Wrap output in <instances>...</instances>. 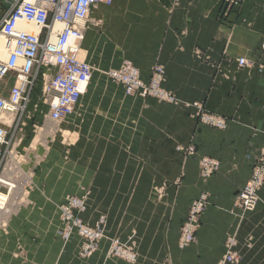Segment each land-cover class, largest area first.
Instances as JSON below:
<instances>
[{
    "label": "crops",
    "instance_id": "1",
    "mask_svg": "<svg viewBox=\"0 0 264 264\" xmlns=\"http://www.w3.org/2000/svg\"><path fill=\"white\" fill-rule=\"evenodd\" d=\"M111 1L91 12L99 23L84 34L86 61L99 70L70 115V161L56 154L53 166L36 172L25 187L30 207L46 214L66 195L88 191L85 221L105 215L109 235L137 229L134 264H217L228 237L237 242L236 264H264V184L253 211L233 209L264 143V0ZM239 58L252 66L239 67ZM124 60L144 80L161 65L162 86L176 103L126 96L103 74ZM201 112L225 119L226 128L201 123ZM189 146L194 157L176 150ZM200 158L217 160V172L201 178ZM162 184L166 194L156 203L151 193ZM200 194L207 204L195 242L179 249V227ZM72 240L62 252L56 238L36 246L24 232L0 237V264H46L47 254H70V264H127L103 252L79 259V239Z\"/></svg>",
    "mask_w": 264,
    "mask_h": 264
},
{
    "label": "built area",
    "instance_id": "2",
    "mask_svg": "<svg viewBox=\"0 0 264 264\" xmlns=\"http://www.w3.org/2000/svg\"><path fill=\"white\" fill-rule=\"evenodd\" d=\"M111 2L11 0L9 3L7 12L0 20V38L7 50L6 58L0 59V117L4 113H13L14 117L9 123L0 119V174L3 170L4 151L10 144L5 126L9 125V128L17 130L20 124L18 116L22 115L26 106L31 102L35 103V108L43 105L47 120L59 122L72 114L86 93L92 76V67L82 57L86 24L91 12L98 5H110ZM26 24L34 27L35 32L24 29L22 25ZM237 64L245 68L252 66V61L239 58ZM9 74L13 75L14 80L6 91L1 88ZM108 78L122 86L126 96L153 98L167 103L176 102L162 87L164 68L161 65H154L149 79L144 80L139 69L131 61L125 60L118 69L109 71ZM199 119L201 123L215 129L223 130L227 126L225 119L203 112L200 113ZM177 150L185 156L196 154L193 147H179ZM199 164L203 178L210 177L219 167V163L211 158H201ZM263 184L264 143L250 179L236 194L234 206L243 212L254 210L258 203V192ZM6 186V194L9 196V191L13 189ZM86 197L87 194L82 197L69 196L59 207L64 225V239L77 232L86 242L80 253L84 258L90 257L98 249V244L104 238L105 228L104 217H100L94 227L82 223L79 214L85 208ZM205 205L206 197L202 195L189 208L180 232L181 248L194 242L197 216ZM109 250V254L128 264L135 263L137 259L134 247L124 245L117 239L111 240ZM239 260L236 240L230 237L226 240L224 257L218 264H236Z\"/></svg>",
    "mask_w": 264,
    "mask_h": 264
},
{
    "label": "rangeland",
    "instance_id": "3",
    "mask_svg": "<svg viewBox=\"0 0 264 264\" xmlns=\"http://www.w3.org/2000/svg\"><path fill=\"white\" fill-rule=\"evenodd\" d=\"M236 1L237 0H228L227 4L231 6V5H234ZM10 2L11 0H0V20L3 17V15L7 12ZM98 23L99 21H95L94 19H92V15H90L87 21V24H86V33L88 29L90 28V25H98ZM85 43L87 42L84 41V44ZM82 48H84L86 52L85 47H82ZM89 64L92 67V73L95 72V70H99L96 65L91 64V63ZM121 64L119 65V67L121 66ZM111 70H114V69L106 70L103 72L105 77L108 78V73ZM13 80H14V77L13 75H11V78L9 79V84L4 88L2 87L1 89H4L7 91L12 85ZM34 98L35 99L37 98V93L34 94ZM34 105L35 103L31 102L28 106H26L25 108L26 110L22 113V115L18 116V119H20V124L17 130L14 131L13 128H9V125L5 126V129L8 131V139L10 140V144H9V147L6 148L4 151L5 153L3 156V171H1L0 179H3L4 183L7 182V183L14 184V186L16 185L15 186L16 188L11 190V192L9 191L10 198L7 202V204L9 205L6 204L5 208L0 209V237L1 239L9 238V235H12L15 233L21 234L22 232H24L26 236H29L31 238V244L36 245V244H39L40 242L43 244H47L49 243V241H51L52 238H56L58 239L57 245L59 246L60 250L64 252V251H67V249L71 250L72 246L75 243L74 242L75 240H72V239L73 237H77L79 239V244L76 247V256L79 259H88L94 256L96 253L103 252L104 255L109 258L120 260L112 256L111 254H109L110 253L109 247H110L111 238H112V240L113 239L119 240L124 245L134 247L136 251L137 259H138L139 235H138L136 228L131 229L129 232L125 234L115 235V234L110 233L109 235L106 232V222L107 221H106L105 215L100 214V216L97 219H95L93 223H88L87 221H85L83 214L85 213L87 209L86 205H87V199L89 197L88 191H85L81 195H70V194L66 195L63 201L56 208L48 209V212L46 214H45V209L30 207V204H31V201L29 199L30 193L27 192L26 190L27 188L25 187L27 185L34 183L35 174L37 171L48 169L49 166L51 165L53 166L54 158L56 157V154L59 157L62 156L64 161H67L69 163L70 158H71V150H72V147L75 146V142H76V134L72 133L70 130V120H71L70 116H68L66 119H63L62 121H59V122H51L47 120L45 117L46 115L45 107H43V105H39L37 106V108H35ZM7 116H8V113H7ZM12 118L13 117H7V120L5 123L11 122ZM189 147H192V146H189ZM178 148L179 147H177V149ZM183 148H187V147H183ZM194 156H185V157H194ZM199 160H198V168H199V173H200ZM245 184L243 186H245ZM240 189H238L237 192ZM165 191H166V187H164L163 184L158 187H155L153 192L151 193V197L154 200V202L156 203L162 202L166 194ZM0 192L7 193V186L0 184ZM86 194H87V197L85 201V208L79 214V217L82 223L85 226L94 227L97 225L98 219L100 217H104L105 218V228H104V238L98 244L99 245L98 249L90 257L84 258L83 256H81L80 253H81V250L83 251V248L86 242L82 237L78 235L77 232H73L68 239H64V235H63L64 225L61 221L59 207L64 204L66 198L69 196L82 197ZM202 195L204 194H200L197 198H195L189 204L182 224L185 222L186 216L188 215L189 208L191 207L193 202L199 199ZM204 196L206 197V195ZM206 204H207V197H206ZM205 207L206 205L203 207V210H201V212L199 213L200 216L202 215ZM233 209H237L241 211L240 209L235 207L234 204H233ZM49 211L52 212L53 214L49 215L48 214L50 213ZM241 212L244 213L243 211ZM24 215H28L29 218L28 219L26 218L23 223H21V220L19 222L18 218L21 219ZM200 216L197 218L198 221H199ZM182 224L179 227L178 238L176 241V245L178 248H179V239H180V232L182 229ZM197 226H198V222L196 225V229H197ZM196 229H195V232H196ZM16 242L17 241H15V243ZM225 245H226V242L224 243V248H225ZM224 253H225V249H224ZM43 259L46 260L44 262L46 264H70L71 262L70 254H66V255L64 254L62 255V258L60 256L57 259H53L50 256V254H47L44 256ZM62 259L64 261H61ZM137 259L135 263L137 262Z\"/></svg>",
    "mask_w": 264,
    "mask_h": 264
},
{
    "label": "bare ground",
    "instance_id": "4",
    "mask_svg": "<svg viewBox=\"0 0 264 264\" xmlns=\"http://www.w3.org/2000/svg\"><path fill=\"white\" fill-rule=\"evenodd\" d=\"M23 26V28L24 29H26L27 31H29V32H35V28L34 27H32L31 25H28V24H26V25H22ZM58 27V26H57ZM84 42V41H83ZM83 42H82V45H83ZM83 47V46H82ZM6 56H7V50H6V47H5V45H4V41L0 38V59H2V60H4L5 58H6ZM82 57L86 60V52H85V50L82 48ZM125 61V60H124ZM128 61V60H127ZM87 62V61H86ZM88 63V62H87ZM89 64V63H88ZM90 65V64H89ZM118 69V68H117ZM11 78V74H9V75H7L6 76V79L4 80V82H3V87H6L8 84H9V79ZM92 78V77H91ZM91 82V81H90ZM87 92V91H86ZM86 94V93H85ZM84 94V95H85ZM7 117H14V115H13V113H8V116H7V113H4V114H2L1 115V117H0V119H1V121L3 120L4 121V123L6 122V120H7ZM13 119V118H12ZM47 119V118H46ZM9 129V128H8ZM254 168V167H253ZM253 168H252V171H253ZM3 171V170H2ZM252 171H251V174H252ZM3 173V172H2ZM201 176V175H200ZM250 177H251V175H250ZM250 177H249V179H250ZM202 178V177H201ZM209 178V177H208ZM206 179V178H205ZM248 179V180H249ZM247 180V181H248ZM0 183H2L3 185L5 184V185H8L10 188H12V189H14V188H16L15 186H14V184H11V183H4L3 182V179H0ZM263 186V185H262ZM261 189V188H260ZM260 191V190H259ZM11 192V191H10ZM13 193V192H12ZM259 193V192H258ZM237 194V193H236ZM236 197V196H235ZM9 196L6 194V192L4 193V192H0V209H2V208H5V206H6V204H7V202H8V200H9ZM12 200V199H11ZM10 200V201H11ZM258 200H259V197H258ZM234 202V201H233ZM258 204V203H257ZM7 205H9V204H7ZM256 208V207H255ZM253 211V210H252ZM240 212V211H239ZM249 212H251V211H249ZM245 213V212H244ZM200 216V215H199ZM198 216V217H199ZM195 238V237H194ZM228 239V238H227ZM226 239V240H227ZM111 240H112V238H111ZM114 240V239H113ZM226 240H225V242H226ZM195 242V241H194ZM193 242V243H194ZM193 243H191V244H193ZM237 243V242H236ZM190 244V245H191ZM190 245H188V246H190ZM187 246V247H188ZM187 247H184V248H181L180 246H179V249H185V248H187ZM225 249V248H224ZM223 257H224V255H223ZM223 259V258H222ZM221 259V260H222ZM220 260V261H221ZM219 261V262H220ZM218 262V263H219ZM217 263V264H218Z\"/></svg>",
    "mask_w": 264,
    "mask_h": 264
}]
</instances>
